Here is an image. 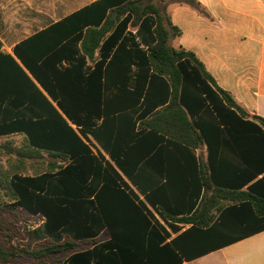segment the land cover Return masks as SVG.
<instances>
[{
  "label": "trees",
  "instance_id": "trees-1",
  "mask_svg": "<svg viewBox=\"0 0 264 264\" xmlns=\"http://www.w3.org/2000/svg\"><path fill=\"white\" fill-rule=\"evenodd\" d=\"M175 3L208 16L197 0H125L110 12L107 7L100 11L104 23L87 31L83 52L94 60L110 34L107 46L117 48L112 54L103 49L96 75L72 79L69 70V79L60 74L55 81H43L28 65L51 100L11 56L0 52V92L5 87L34 92L0 95V137L6 136L0 139V153L46 158L47 165L35 175L0 168V211L21 208L44 218L32 236L49 238L38 250L4 249V240H12L15 231L0 212V264L62 253L69 255L67 264H182L252 235L251 224L264 222V175L255 180L264 174V118L251 115L220 88L193 52L171 45L181 35L168 12ZM25 103L24 109H13ZM18 133L24 135L20 148L10 141ZM88 136L108 158L92 151ZM149 138H167L173 148L169 156L187 154L194 162L192 150L206 146L207 163L199 168L194 163L196 177L181 191H176L181 180L171 168L166 182L145 192L143 160L157 146L142 151ZM5 200L9 204H2ZM262 229L264 224L254 230ZM103 230L111 239L99 243L95 238ZM84 241L88 248L78 250Z\"/></svg>",
  "mask_w": 264,
  "mask_h": 264
},
{
  "label": "crops",
  "instance_id": "crops-1",
  "mask_svg": "<svg viewBox=\"0 0 264 264\" xmlns=\"http://www.w3.org/2000/svg\"><path fill=\"white\" fill-rule=\"evenodd\" d=\"M124 1L0 0V41L2 42L0 52L11 56L36 87L51 100V95L40 83L31 67L43 81L47 79L55 81L60 74L69 73V70L73 71L72 79L81 80L96 75L97 63L103 60V49H109L112 54L117 44L107 46L111 34L108 35L96 52L95 59L90 60L83 52V40L89 29L100 28L103 25L104 21L100 20V11L107 7L110 12L111 8L117 7ZM197 1L205 8L207 17L188 5L175 3L168 7L173 26L181 32L180 37L171 39V45L193 52L220 88L230 92L251 115L264 118V0ZM127 30L135 33L137 29L129 27ZM108 61L109 59L106 63ZM103 70L104 67H102ZM66 75L69 79V74ZM4 78L7 77L4 76ZM101 79L104 81L103 77ZM24 89L25 93L22 92ZM56 92L57 95H61L58 90ZM0 93L2 97L10 98L30 95L34 92L29 88L5 87ZM53 104L57 107L55 102ZM27 105L28 103H25L16 109V106H13V109L19 111ZM7 106V103L2 105L1 111ZM68 122L77 130L76 125L69 120ZM13 137L23 139L24 135L18 133L10 138ZM5 138L6 136L0 137V139ZM228 140L234 153L240 155L234 139L228 135ZM85 142L92 146H90L91 149L94 147L95 154L100 152L108 158L91 136H88ZM144 142L142 151L157 143L150 156L143 160L145 171L142 174L141 184L145 192L153 191L157 183L160 185L166 182L171 168H173V174L181 180L177 183L180 187L176 191L183 190L184 183L192 182L196 177V173H193L194 163L199 168L201 162L204 164L208 160L206 146L192 150L196 157L194 162L187 154L177 155L175 158L169 156L168 150L173 148L167 143V138L163 142H157L154 138L145 139ZM147 162H150L149 166L146 165ZM263 175H258L255 180L261 179ZM123 178L144 201V195L126 177ZM192 190L190 186L189 191ZM242 190H246V187ZM149 209L154 212L150 206ZM155 216L164 224L157 213ZM41 219L43 225L45 219L42 217ZM263 224L264 222L251 224L248 230L254 231L252 235L205 256L184 261L182 264H195L216 254L223 255L222 264H232L236 261L242 264H264V229L254 230ZM186 228L188 226L182 230ZM110 239L111 236L107 230H103L95 238L99 243L108 242Z\"/></svg>",
  "mask_w": 264,
  "mask_h": 264
},
{
  "label": "rangeland",
  "instance_id": "rangeland-1",
  "mask_svg": "<svg viewBox=\"0 0 264 264\" xmlns=\"http://www.w3.org/2000/svg\"><path fill=\"white\" fill-rule=\"evenodd\" d=\"M4 140V139H3ZM11 142L15 146H22V138L13 137L10 139ZM39 159V160H37ZM45 159L40 158H32V157H21L17 156V154H13L11 157L6 153H0V168L13 172L15 168H18L20 172L26 175H35L41 171H45L47 165L44 163ZM37 162H40V165H36ZM5 195V192H2V196ZM8 200V199H7ZM5 200L2 204H9V201ZM1 212V211H0ZM11 212V213H10ZM3 216L6 217V220L13 223V230L15 231V236L12 240H4L3 248H7V245L15 246L16 248H24L29 251L38 250L40 247L46 244V240L49 238L41 233L40 237L34 238L32 236V232L38 228L41 229L42 219L41 217H33L28 212L23 209H15L9 210L7 212H1ZM40 235V234H39ZM3 237V235H1ZM60 239H66L65 235H62ZM54 241V240H50ZM89 246L87 241L80 242L78 246V250H84ZM68 254H54L49 258L45 259H35L29 256L18 257L13 261V264H66V260L68 258ZM223 255L216 254L212 257L206 258L202 261H199L195 264H222ZM232 264H242L239 261L233 262Z\"/></svg>",
  "mask_w": 264,
  "mask_h": 264
},
{
  "label": "built area",
  "instance_id": "built-area-1",
  "mask_svg": "<svg viewBox=\"0 0 264 264\" xmlns=\"http://www.w3.org/2000/svg\"><path fill=\"white\" fill-rule=\"evenodd\" d=\"M90 146H91V145H90ZM91 147H92V146H91ZM93 149H94V147H93ZM93 149H92V150H93ZM93 152L96 153L94 150H93Z\"/></svg>",
  "mask_w": 264,
  "mask_h": 264
}]
</instances>
